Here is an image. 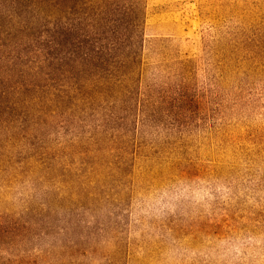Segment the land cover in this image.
Returning a JSON list of instances; mask_svg holds the SVG:
<instances>
[{"label":"trees","instance_id":"trees-1","mask_svg":"<svg viewBox=\"0 0 264 264\" xmlns=\"http://www.w3.org/2000/svg\"><path fill=\"white\" fill-rule=\"evenodd\" d=\"M146 15L147 0H0V264L103 255L100 212L137 154L187 142L235 77L229 32L207 41L201 89L194 59L148 61Z\"/></svg>","mask_w":264,"mask_h":264},{"label":"rangeland","instance_id":"rangeland-1","mask_svg":"<svg viewBox=\"0 0 264 264\" xmlns=\"http://www.w3.org/2000/svg\"><path fill=\"white\" fill-rule=\"evenodd\" d=\"M146 21L148 61L194 59L201 89L207 41L229 32L236 73L187 142L137 154L87 264H264V0H147Z\"/></svg>","mask_w":264,"mask_h":264}]
</instances>
